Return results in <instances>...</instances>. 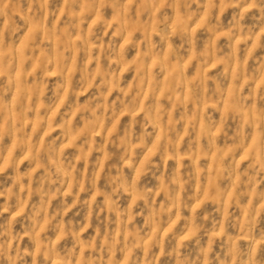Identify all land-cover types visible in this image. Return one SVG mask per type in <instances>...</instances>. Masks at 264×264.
Wrapping results in <instances>:
<instances>
[{"label":"rangeland","instance_id":"1","mask_svg":"<svg viewBox=\"0 0 264 264\" xmlns=\"http://www.w3.org/2000/svg\"><path fill=\"white\" fill-rule=\"evenodd\" d=\"M0 264H264V0H0Z\"/></svg>","mask_w":264,"mask_h":264}]
</instances>
